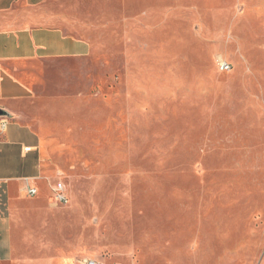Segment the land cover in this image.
Here are the masks:
<instances>
[{"label": "rangeland", "instance_id": "374dc122", "mask_svg": "<svg viewBox=\"0 0 264 264\" xmlns=\"http://www.w3.org/2000/svg\"><path fill=\"white\" fill-rule=\"evenodd\" d=\"M163 9L151 57L137 62L146 72L108 61L90 113L48 116L75 122L44 139L51 185L62 182L69 203L51 204L42 186V203L17 204L13 228L36 264H132L152 238L188 244L215 227L235 242L228 249L219 233L212 260L264 264L255 234L264 230V0H166Z\"/></svg>", "mask_w": 264, "mask_h": 264}, {"label": "crops", "instance_id": "0c3cea01", "mask_svg": "<svg viewBox=\"0 0 264 264\" xmlns=\"http://www.w3.org/2000/svg\"><path fill=\"white\" fill-rule=\"evenodd\" d=\"M154 1L0 0V110L9 115L4 117L8 124L0 132V264H36L26 253L29 243L17 239L13 228L15 214L23 208L17 204L42 203V186L50 190L55 174L46 162V133L73 132L75 123L73 119L54 123L48 116L90 113L89 108L97 105V95L91 91L99 92V76L105 74L108 61L111 66L117 59H128L129 73L146 72L137 62L151 57L149 39L159 29L154 23L164 18L166 3ZM140 113L143 116L133 122L147 120V111ZM134 114L137 111L131 112ZM259 118L263 132L264 113ZM28 187L37 189L35 197L26 196ZM258 193L252 190L250 196ZM217 229L196 230L188 244L174 238L164 244L152 238L144 255L133 256L132 264L236 261L235 254L212 260L219 233L228 249L235 242L230 243L232 232ZM261 229H255V234H264ZM263 240L257 239V249L264 252ZM257 261L246 260L248 264Z\"/></svg>", "mask_w": 264, "mask_h": 264}, {"label": "built area", "instance_id": "2783aa9c", "mask_svg": "<svg viewBox=\"0 0 264 264\" xmlns=\"http://www.w3.org/2000/svg\"><path fill=\"white\" fill-rule=\"evenodd\" d=\"M218 70L221 72H229L231 66L225 62L224 60H217ZM8 124L6 118H0V132H3ZM51 192V204L56 206H66L69 203L68 192L64 186V184L60 181L55 182L53 185H50ZM38 191L36 188L28 187L26 190V196L33 198L37 195ZM77 264H104L98 260L93 258L84 257L77 260Z\"/></svg>", "mask_w": 264, "mask_h": 264}, {"label": "water", "instance_id": "95a60500", "mask_svg": "<svg viewBox=\"0 0 264 264\" xmlns=\"http://www.w3.org/2000/svg\"><path fill=\"white\" fill-rule=\"evenodd\" d=\"M2 117L8 118L9 115L6 112H4L3 110H0V118H2Z\"/></svg>", "mask_w": 264, "mask_h": 264}]
</instances>
